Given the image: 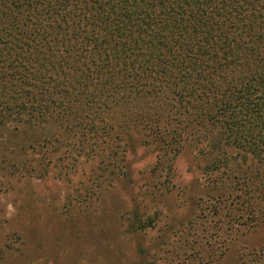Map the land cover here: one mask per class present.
Segmentation results:
<instances>
[{
    "label": "rangeland",
    "instance_id": "374dc122",
    "mask_svg": "<svg viewBox=\"0 0 264 264\" xmlns=\"http://www.w3.org/2000/svg\"><path fill=\"white\" fill-rule=\"evenodd\" d=\"M109 92L76 117L0 123V264H264V164L150 145Z\"/></svg>",
    "mask_w": 264,
    "mask_h": 264
},
{
    "label": "trees",
    "instance_id": "16d2710c",
    "mask_svg": "<svg viewBox=\"0 0 264 264\" xmlns=\"http://www.w3.org/2000/svg\"><path fill=\"white\" fill-rule=\"evenodd\" d=\"M107 88L150 145L264 164V0H0V123L76 117Z\"/></svg>",
    "mask_w": 264,
    "mask_h": 264
}]
</instances>
